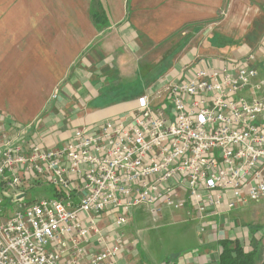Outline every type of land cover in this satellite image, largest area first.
<instances>
[{
	"label": "built area",
	"instance_id": "1",
	"mask_svg": "<svg viewBox=\"0 0 264 264\" xmlns=\"http://www.w3.org/2000/svg\"><path fill=\"white\" fill-rule=\"evenodd\" d=\"M254 60L252 52L201 58L132 110L75 127L59 146L1 132L0 183L15 209L0 219V264H117L128 246L119 229L140 206L158 223L165 210L203 220L259 202L264 81ZM30 182L58 196L25 202Z\"/></svg>",
	"mask_w": 264,
	"mask_h": 264
},
{
	"label": "crops",
	"instance_id": "2",
	"mask_svg": "<svg viewBox=\"0 0 264 264\" xmlns=\"http://www.w3.org/2000/svg\"><path fill=\"white\" fill-rule=\"evenodd\" d=\"M96 1L105 18L102 28L96 26L92 17L94 0H0V113L8 116L3 122L0 119V133L12 134L27 126L23 137L29 141L59 146L75 127L135 108L144 93L64 120V114H69L67 94L60 91L57 100L50 97L69 71L76 80L82 78L77 73L80 67L99 68L95 71L99 82L112 78L106 80V74H113L115 82L127 79L120 77L122 73L114 62L119 51L141 54L144 49L173 45L170 68L165 69L160 81L147 85L144 92L159 88L162 80H176L184 66L201 58L215 63L219 58L244 56L248 52L255 56L257 79L264 81V0ZM142 65L136 64L133 73L157 69V65ZM252 92L250 88L242 95L249 98ZM98 95L89 96V107L100 98ZM55 104L64 109L56 111ZM37 118L41 122L34 126ZM3 192L10 194L0 183V194ZM135 211L129 223L119 229L128 246L117 264H126L125 256L132 247L139 249L140 259L153 261L147 249L156 246V237L141 233L151 218H140ZM165 215L172 222L194 225L192 245L181 250L183 257L180 251L165 254L166 259L162 258L167 264H214L219 254L218 241L225 238L237 240L246 252L257 248L258 264L264 263V197L203 220L188 218L182 211L169 210ZM201 224L203 231L199 230ZM109 225L103 218L101 226ZM131 226L134 233L128 232Z\"/></svg>",
	"mask_w": 264,
	"mask_h": 264
},
{
	"label": "rangeland",
	"instance_id": "3",
	"mask_svg": "<svg viewBox=\"0 0 264 264\" xmlns=\"http://www.w3.org/2000/svg\"><path fill=\"white\" fill-rule=\"evenodd\" d=\"M252 26L250 25V28ZM173 45L167 47L166 45H161L154 48L144 49L142 50L141 54H129L128 52L119 51L118 54L114 55V62L118 65L117 68L120 70L122 74H120V77L126 76L127 78L129 76H133V70L135 69L136 64H143L142 66L147 68L146 66L150 65H157L158 71L155 69L153 72H149L150 75L153 77L157 75L156 81H160L162 79V75L168 70L171 66V61L173 58ZM130 55V56H129ZM136 55V56H135ZM257 56V60H258ZM262 58V57H260ZM141 67V68H143ZM79 68V76L82 78H79L76 80L74 78L75 74L71 71L68 72V76L66 79L57 86V99L59 97L60 91L62 93L67 94L68 98V104L66 106L67 111L69 114H64V120L68 117H72L73 115L79 114L84 115V113L88 112H94L98 111V108L89 107V104H87V101L89 100V96H92L93 94H99L101 83L103 82L104 85H106L109 82L104 81H98L97 76L95 74V71L100 70L99 68H95L94 65L86 68ZM165 71V72H164ZM164 72V73H163ZM73 73V75H72ZM71 76V77H70ZM68 77H70V82H68ZM76 77V76H75ZM261 77L264 78V73H261ZM73 79V80H72ZM167 81L170 80H162L161 84H165ZM153 82V83H155ZM116 83V82H115ZM152 83V84H153ZM67 84V85H65ZM151 84V85H152ZM146 88H144L143 93H145ZM56 88L53 90L50 97L52 98V95ZM99 90V91H98ZM98 91V92H97ZM86 97V99H83ZM53 99V98H52ZM54 98L53 100H57ZM54 102V101H53ZM64 109L62 106H57L55 104V110ZM72 112V113H71ZM8 117L6 114L0 113V119L1 122H3L4 118ZM25 127H19L17 131H23L25 130ZM25 190L27 193V196L25 197V202H27L30 198L33 197H43V196H53V187L51 185H47L45 182H30L26 184ZM4 192L0 194V197L4 200L0 204V219L4 220L7 219L15 209V206L8 201V198L6 195H4ZM30 199V200H31ZM6 200V201H5ZM164 218L160 220L158 223H153L151 220L147 223V228L141 230V233L143 236L145 235H152L156 237V246L149 247L147 249V252L152 257V262L155 264H167L165 263V254L167 253H175L179 252L182 257L184 256L182 249H185L192 245L193 242V234H192V228L194 225L192 223H184L186 221H177L172 222L168 220V217L165 215L166 212H169V210L164 211ZM135 214H137L140 218L147 217L149 218L147 208L145 206H140L136 208ZM134 233V226H131L128 228V232ZM149 237L146 239L148 240ZM141 242L143 243L144 240L141 238ZM138 248V247H137ZM131 252L125 256L126 264H152V262H149L148 260L145 262V260L140 259L139 257V249L131 248ZM146 250V249H145ZM189 253V252H188ZM125 255V252L123 256ZM180 255V256H181ZM128 257V259H126ZM162 257H165L164 260Z\"/></svg>",
	"mask_w": 264,
	"mask_h": 264
},
{
	"label": "trees",
	"instance_id": "4",
	"mask_svg": "<svg viewBox=\"0 0 264 264\" xmlns=\"http://www.w3.org/2000/svg\"><path fill=\"white\" fill-rule=\"evenodd\" d=\"M98 2V3H97ZM100 2L94 0V10L92 17L96 26L102 28L105 26L104 14L99 12ZM160 71V70H159ZM147 72H138L130 78H123L116 81L113 78V74H106L105 78L108 80L106 85L100 89L96 102L90 104L92 107H105L114 103H118L125 100H130L138 95H141L144 88L150 83L154 82L158 77V74L154 77ZM53 196H58L56 190L53 188ZM52 196V197H53ZM34 198V197H33ZM219 254L218 259L214 264H258L259 254L258 249L253 248L246 252L242 245L237 240L222 239L218 241ZM264 264V263H262Z\"/></svg>",
	"mask_w": 264,
	"mask_h": 264
}]
</instances>
